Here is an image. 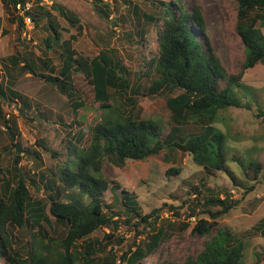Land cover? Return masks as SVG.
<instances>
[{
	"label": "trees",
	"instance_id": "obj_1",
	"mask_svg": "<svg viewBox=\"0 0 264 264\" xmlns=\"http://www.w3.org/2000/svg\"><path fill=\"white\" fill-rule=\"evenodd\" d=\"M42 1L37 0L35 5H31L28 0L1 2L6 14L18 26H24V18L30 16L35 27L38 21L34 10L37 8L38 12L43 13L40 14L41 18L46 19L50 32L43 39L45 49L42 53L47 55L49 52H56V48L60 49L63 62L59 73L55 74L56 66L46 56L40 57L39 61H34V58L23 59L21 63L20 55L15 53L11 57L13 65H20L22 72L42 77L57 86L67 95L75 112L84 107V103L74 86L73 77L75 73H84L94 86L95 99L103 112L101 121L91 129V141L87 147L80 146V138L75 136L66 138L60 150L51 151L42 144L57 160L56 166L51 167L54 181L50 184L48 208L55 221L66 227L64 236L60 238L51 235L42 226L44 220L50 225L46 216V204L31 193L27 176L20 166L23 147L16 141L18 134L12 128L11 122L3 115L12 146L15 147L14 175L11 171L15 180L10 181L5 177L4 171L0 170L2 264H97L100 261L102 264H117L118 260V264H141L165 241L163 229L157 225L160 209L141 213L137 194L127 189L120 190L121 183L108 178L107 169L111 165L122 167L127 159L145 160L163 150L179 149L191 154L208 174L213 175L219 170L226 171L233 178L234 184L240 185L227 165V137L218 130L216 123L221 110L241 106L240 101L232 94L234 84L242 80L247 69L264 62V31L262 26H258V20L264 22V0H237V31L244 43L246 58L241 71L236 74L227 72L206 37L205 21L198 7L189 10L182 0H159L152 1V4L159 6L160 10L143 13V23H152L156 27L158 53L150 58L144 57L146 67L142 66L134 75L137 80L150 77L145 93L147 95L165 92L175 94L167 99L172 125L164 137L163 126L159 121L136 116V94L141 92V86L130 84L125 78L128 69L123 65L117 50L103 48L92 57L79 53L73 47L72 39L65 38L64 19L55 11L62 13L70 23L79 21L77 15L61 3L53 2L51 7H47ZM93 2L102 13H106L107 10L101 6L103 1ZM254 10L257 12L251 16ZM140 34L141 41H146L143 28L140 29ZM40 64L50 72L38 70ZM9 74L13 75L12 72ZM223 81L226 82L225 85ZM119 94L123 99L121 102L118 100ZM0 96L6 101H15V98L22 100L25 97L14 89L3 87L1 82ZM2 113L0 104V115ZM258 116L264 117V110ZM191 123L199 126L200 131L184 132L186 125ZM62 155H65V159L59 160L64 158H61ZM56 168L60 170L59 174L56 173ZM263 171L264 163L253 160L246 166L245 176L255 182ZM172 172L180 173L177 168L167 169V174ZM73 189L77 195L71 194L69 200H64L65 194ZM253 189L254 186H251L249 191ZM107 190L112 191L116 202H121L128 214L125 219L117 217L118 212L114 210L106 213L107 205L103 196ZM83 196L90 198L87 204L80 199ZM239 203V199H233L226 192L223 197L211 194L203 202H199L196 208H192V215L198 216L193 232L203 236H210L214 230L217 233L205 242L196 259L189 258L186 264H242L247 241L233 230L219 227V218ZM202 214L206 217H200ZM135 219L138 222H134ZM123 222L127 226L149 227L156 232L146 242L133 241L128 244L118 257L113 247L109 246L118 241L115 231ZM31 223L38 227L39 232H35L28 242V254L22 255L14 246L10 227L23 228ZM101 227H110L113 232L105 233L100 240L91 239L90 235ZM255 230L264 233V217ZM119 239H124V236ZM106 252L108 255L104 256ZM255 259L256 263L261 262L264 254L258 253ZM160 264L177 262L163 261Z\"/></svg>",
	"mask_w": 264,
	"mask_h": 264
},
{
	"label": "rangeland",
	"instance_id": "obj_2",
	"mask_svg": "<svg viewBox=\"0 0 264 264\" xmlns=\"http://www.w3.org/2000/svg\"><path fill=\"white\" fill-rule=\"evenodd\" d=\"M0 0V75L1 85L18 91L24 99L15 101L5 100L0 96L3 113L0 115V170L5 177L14 181L13 159L15 147L12 146L10 135L3 121V115L9 119L11 126L18 134L17 140L23 147L20 166L27 176L31 193L36 199H42L46 204V216L50 225L44 220L42 226L51 235L64 236L66 227L55 221L50 214L48 194L50 184L54 181L51 167L56 166L57 160L51 152L43 148L44 145L51 151L60 150L64 140L72 136L78 137L79 145L87 147L91 141L92 127L101 121L102 110L95 99L94 86L85 77L84 73L74 74V86L78 91L84 107L74 111L68 97L57 86L47 82L42 77L22 72L20 65H13L11 57L15 53L23 59L39 61L40 57H48L56 66L55 74L59 73L63 59L60 49L44 55L43 39L48 36L49 29L46 19L41 18L43 13L34 10L38 21L35 27L18 26L4 11ZM35 5L37 0H28ZM36 1V2H34ZM94 0H43L42 4L51 7L52 3H61L71 9L79 21L70 23L59 11H55L64 19V35L72 39L73 47L87 56L97 55L103 48L117 50L128 71L125 74L130 84L141 86V92L136 94V116L152 118L163 126V137L167 135L172 123L169 120L170 110L167 99L171 94L165 92L158 95L145 94L150 77L137 80L134 73L142 66L146 67L145 58L158 53V39L156 27L152 23H143V13H152L160 10L152 1L159 0H101V6L106 9L102 13L93 2ZM189 10L198 7L205 21V34L214 51L219 55L228 73H239L246 58L244 43L237 31L238 9L237 0H182ZM260 12H262L259 9ZM257 10L250 15L254 16ZM41 14V15H40ZM264 14V13H263ZM40 15V16H39ZM258 26L264 22L258 20ZM145 32L146 41H141L140 29ZM142 42V44H141ZM24 57V58H23ZM144 67V69H146ZM43 72H50L41 66ZM9 72H12L11 76ZM138 74V73H137ZM225 81L223 84L225 85ZM232 94L240 101L241 106H231L220 111L216 127L227 137L225 152L227 165L236 181L226 171H216L208 174L204 167L199 165L189 153L179 149L163 150L157 155L149 156L145 160L127 159L122 167L109 166L108 178L121 183L122 189L134 191L138 196L141 213H149L160 209L158 227L163 229L162 242L159 249L141 264H160L163 261H176L177 264H186L189 258L196 259L203 250L205 242L217 233L214 230L210 236H203L193 232L198 216L192 215V208L203 202L207 196L218 194L223 197L229 192L233 199H239L237 207L219 218V227L233 230L238 236L247 241V248L242 264H264V260L256 263L258 253L264 254V233L256 231L255 227L264 217V171L257 181L253 182L245 176V168L253 160L264 163V117L258 116L264 110V62L246 70L242 80L234 84ZM120 96V94H119ZM123 97V96H122ZM121 102L123 99L118 97ZM132 105V103H129ZM74 126H69V125ZM76 124V125H75ZM198 132L199 126L188 124L184 132ZM167 151V152H166ZM64 157V158H63ZM59 160H64L62 155ZM62 162V161H61ZM177 168L180 173L167 174L168 168ZM55 169V168H54ZM57 172L60 170L56 168ZM12 171V173H11ZM1 172V171H0ZM60 182V181H56ZM197 186L195 189L194 187ZM254 186L252 191L249 188ZM71 190L64 196L77 195ZM88 203V196L80 197ZM106 213L117 211L121 219L127 217L121 202H116L112 191L107 190L103 196ZM168 203V204H166ZM172 205V207L170 206ZM198 214L199 211H196ZM200 217H206L205 214ZM134 222H138L137 219ZM15 248L22 255L28 254L29 241L35 232H39L34 224L25 227H10ZM43 231V230H41ZM113 232L110 227H101L90 235L93 240L103 239L105 233ZM156 231L149 227L121 224L115 231L117 240L109 246L113 247L118 257L128 244L146 242ZM124 236V239H119ZM120 240V241H119ZM108 248V250H109ZM108 252L104 254L107 256ZM3 260L0 258V264ZM119 260L117 261V264ZM97 264H102V261Z\"/></svg>",
	"mask_w": 264,
	"mask_h": 264
},
{
	"label": "built area",
	"instance_id": "obj_3",
	"mask_svg": "<svg viewBox=\"0 0 264 264\" xmlns=\"http://www.w3.org/2000/svg\"><path fill=\"white\" fill-rule=\"evenodd\" d=\"M30 6V4H28V7ZM24 21L26 22V25L29 26V27H34V24H33V21H32V18L30 16H26L24 18ZM2 81V77L0 75V82Z\"/></svg>",
	"mask_w": 264,
	"mask_h": 264
}]
</instances>
